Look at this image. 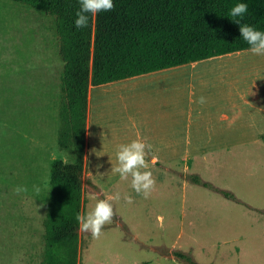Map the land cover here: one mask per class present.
Here are the masks:
<instances>
[{
	"label": "rangeland",
	"instance_id": "rangeland-1",
	"mask_svg": "<svg viewBox=\"0 0 264 264\" xmlns=\"http://www.w3.org/2000/svg\"><path fill=\"white\" fill-rule=\"evenodd\" d=\"M58 46L53 16L13 0H0V264L40 263L50 165L63 155L74 159L71 149L63 154L57 144L62 70ZM235 54L192 69L142 75L94 89L91 111L95 125L105 132L111 122L153 120L149 111L159 108L164 111L160 118L167 124L160 135L169 139L173 137L169 126L173 125L174 109L184 110L178 115L176 132L181 139L192 138L195 120L187 108L195 103L180 93L197 87L198 79L209 89L228 92L231 101L237 91L255 86L264 90V56L248 49ZM243 120L247 123L249 119ZM205 123L209 129L225 126L216 115L206 117ZM129 137L134 140L144 135L135 132ZM211 141L204 135L200 146L226 152L224 140ZM229 146L228 156L193 161L199 170L188 175L192 183L185 192L181 226L188 246L177 244L181 209L179 177L174 175L178 167L172 165L175 160L170 159V174L152 175L155 187L145 199L130 186L131 177L121 180L119 174L105 172L111 171L110 159L107 153L101 154L97 161L103 168L96 175L95 186L86 180L80 211H90L97 199L117 192L120 200L112 201L113 219L98 239L78 230L77 264H186L181 254L197 264H264V225L259 233L252 222L264 220V142L255 144L260 153L256 159L239 155L238 142L231 141ZM248 168L255 169L254 176L247 174ZM194 175L211 187L193 182ZM18 185L26 186L28 192L16 195L13 189ZM33 185L40 188L38 195ZM215 188L230 192L235 200L223 197ZM243 198L254 208L245 207L239 200ZM192 238L198 247L191 244ZM200 245H210V249L206 252ZM233 246L243 254L229 255Z\"/></svg>",
	"mask_w": 264,
	"mask_h": 264
},
{
	"label": "trees",
	"instance_id": "trees-1",
	"mask_svg": "<svg viewBox=\"0 0 264 264\" xmlns=\"http://www.w3.org/2000/svg\"><path fill=\"white\" fill-rule=\"evenodd\" d=\"M54 17L62 61L57 144L74 159H53L39 264H77L87 87L249 48L228 15L248 5L241 23L264 31V0H113L111 11L74 25L78 0H13ZM192 181L207 182L194 175ZM235 200L228 191L215 188ZM186 264H197L180 255Z\"/></svg>",
	"mask_w": 264,
	"mask_h": 264
},
{
	"label": "crops",
	"instance_id": "crops-1",
	"mask_svg": "<svg viewBox=\"0 0 264 264\" xmlns=\"http://www.w3.org/2000/svg\"><path fill=\"white\" fill-rule=\"evenodd\" d=\"M238 52L239 51L198 61L188 62L185 64L160 69L129 78L135 79L137 77H143L142 75H155L173 70L183 71L182 69L186 67L192 69L200 64L205 63L206 61L218 60L224 56L232 55ZM129 78L120 79L100 85L89 84L87 87L85 137L82 154V186L80 208L84 199L86 180L88 179L87 181H90V183L95 186L97 181L96 175L100 174V170L101 168H103V165L101 163H98L97 158L101 154L107 153V156L111 161L110 164H116V146L132 141V138L129 136L133 135L135 132L137 134H143L144 137L139 138L143 139L146 143L152 144L153 146L152 154L146 156V161L149 163L148 170L152 172V175L170 174L171 171H173L171 168L172 165L174 167H178V171H175V173L177 174H174L178 175L179 177V206L181 209L179 216L180 232L178 234V239L180 241L177 242V244L179 243L180 246H188V242L186 241L184 235L185 229L181 226L184 216L183 203L185 201V192L188 189L189 183H192L188 181V175L192 171L194 173V171L199 170V165L197 163H194L193 161L204 160L208 158H221V156L223 157L226 155L228 156L231 152L229 146V143L231 141H235L241 144V146H238L239 148L241 147L238 150L239 155L251 156L254 159L259 158L260 153L256 150L255 144H261L262 142H264V90H261L260 88L255 86L251 89L237 91L235 93L234 99L231 101L228 92L224 93V90L209 89L206 87L204 82L198 79L197 87H190L187 92L182 91L180 93L181 97H185L187 101L195 103V106H189L187 108V112H189L190 117L193 115L195 120L194 136L192 138L185 137L181 139L180 136H178V133L176 132L177 119L178 115L180 113L182 114L184 110H181L179 112L176 109H174L173 111V125L169 126L173 129V137L169 139H166L164 136L160 135L167 129V124L166 121L160 118L164 116L162 115L164 111L160 110L159 108L150 109L149 115L155 116V119L153 120L134 121L132 118H130L129 123L128 121L120 122L121 124H112L111 122V124H109V130L102 132V130L100 129L101 126L98 124L95 125V121L93 120V113L91 111L92 91L100 87L104 88L111 85H116L118 83H125V81H127V79ZM200 97L205 98L206 102L204 104H200L198 102ZM214 115H216L217 120L225 121V126H222L221 128L218 127L217 129H209L205 123V118L208 116L214 117ZM245 117L249 119L247 123H245L243 120V118ZM241 118L243 120L242 122H240ZM139 128H141V130ZM204 135L210 137V139L212 140L211 142H223L224 140L226 143V152L223 153L222 151L215 152L205 150V146H200V143H203ZM231 135L234 137L232 140L230 138ZM204 141L209 142L208 139ZM251 145H253L254 148H251ZM212 148H214V146ZM222 148L221 150H223ZM65 153L66 151L64 150L63 154ZM219 153H222V155ZM152 155H155L157 157V162L155 164L151 163ZM170 159L175 160L174 164L171 163ZM60 160L65 163H71L73 161L68 159L64 155ZM112 164L110 165V168L112 167ZM247 171V174L254 176L255 169L248 168ZM105 172L112 174L109 170ZM239 200L243 202L245 207L247 206L250 208H254L253 205L247 201V199L243 198ZM252 222L254 226L258 225L260 233L262 231V226L264 225V220L263 222L259 221L258 223H256V220ZM254 234L256 233L254 232ZM254 237L255 238L253 239V243L256 244L257 237L256 235ZM260 237V234H258L259 240ZM191 244L195 247L199 246L197 244V241H194V238H192ZM200 247L202 250L205 249L206 252H208V250L210 249V245H200ZM233 247L234 248L228 249L227 253L229 255L234 254L238 257L243 254V251L240 250L239 247ZM253 252H255V249L253 250Z\"/></svg>",
	"mask_w": 264,
	"mask_h": 264
},
{
	"label": "clouds",
	"instance_id": "clouds-1",
	"mask_svg": "<svg viewBox=\"0 0 264 264\" xmlns=\"http://www.w3.org/2000/svg\"><path fill=\"white\" fill-rule=\"evenodd\" d=\"M80 8L75 13L74 25L76 28H86L88 26L89 14L111 11L114 8L113 0H78ZM248 11V5L237 3L230 10L228 15L239 25L240 36L248 45V51L253 55L264 56V31L247 23H241ZM200 104L206 102L204 97H200ZM25 139H28L25 137ZM152 144L146 143L141 138H136L129 143L116 146V164H112L111 173L119 174L121 180H128L131 177L130 186L137 194H142L145 199L149 198L155 187V179L149 169L146 156L152 154ZM111 162V161H110ZM157 162V157L152 155V164ZM100 167V166H98ZM33 191L38 195L40 188L33 185ZM16 195L27 193L28 188L18 185L13 189ZM131 203L130 197H125ZM120 194L108 195L104 199H97L94 207L85 213H77L76 221L78 230L89 233L92 238L98 239L102 228L111 223L114 210L112 201H119Z\"/></svg>",
	"mask_w": 264,
	"mask_h": 264
}]
</instances>
